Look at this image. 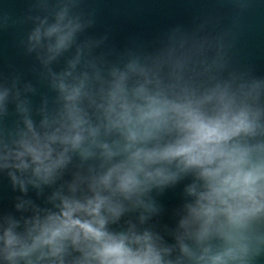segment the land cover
<instances>
[{"label":"water","instance_id":"obj_1","mask_svg":"<svg viewBox=\"0 0 264 264\" xmlns=\"http://www.w3.org/2000/svg\"><path fill=\"white\" fill-rule=\"evenodd\" d=\"M148 98L189 105L204 119L225 105L247 111L254 129L232 143L264 160V0H0V264L83 261L71 240L58 257L38 259L37 251L8 260L4 234L10 229L30 244L32 229L62 217L65 202L86 206L97 195L118 209H101L103 231L116 239L147 235L161 264H211L232 247L224 217L206 230L193 217L206 182L179 159L143 165L134 192L117 190L116 170H135L133 153L164 150L185 135L169 113L150 137L130 140V125L117 123L121 104L135 116ZM45 166L49 172L37 171ZM239 231L246 251L227 264H264V211Z\"/></svg>","mask_w":264,"mask_h":264},{"label":"clouds","instance_id":"obj_2","mask_svg":"<svg viewBox=\"0 0 264 264\" xmlns=\"http://www.w3.org/2000/svg\"><path fill=\"white\" fill-rule=\"evenodd\" d=\"M55 31L56 29H51L48 34ZM65 39L66 37L61 36L56 47H62ZM77 94L74 90L69 99ZM113 100L117 101L118 97L114 95ZM121 109L117 123L130 125V140L150 137L154 130L167 124L171 118L169 113L185 130V135L164 150H137L133 153L135 170H116L117 190L124 194L134 192L141 183L136 173L142 170L143 165L170 163L179 159L185 168L198 169L199 175L206 182V191L199 194L197 206L191 209L193 217L203 222L205 230L216 217L225 218L221 229L232 247L223 254L212 257L211 264H227L228 260H234L238 254L244 253V237L239 230L249 218L264 211V160L253 161L248 148L232 143L234 138L253 131L254 125L249 113L245 110L232 113L229 106L225 105V111L219 117L204 119L189 105H167L155 98H148L145 107H138L135 116L130 114L126 103L121 104ZM73 126L78 127L79 121ZM80 140L81 136L76 134L71 137L70 142L73 147H77ZM34 159L43 164L39 153L34 152ZM41 170L47 173L50 168L45 166L37 169L38 172ZM111 175L109 173L102 179L104 187H110ZM156 175L162 174L157 172ZM145 179L152 180V173H145ZM105 207L113 214L118 213V209L107 198L99 195L86 206L65 202L62 217H50L46 224L32 229L36 234L31 235L30 232V244L10 229L7 230L4 234L6 259L30 257L37 251L40 252L38 259L44 256L58 257L64 251V242L71 240L77 250L84 252V260L77 264H90L91 260L97 261V264H161L160 256L147 235L130 240L127 237L116 239L103 231L105 220L100 212ZM77 212L86 213L90 219H74ZM126 240L129 243H142V247L133 251L125 243ZM45 248L49 250L47 253L43 251ZM28 264H32V261L29 260Z\"/></svg>","mask_w":264,"mask_h":264}]
</instances>
